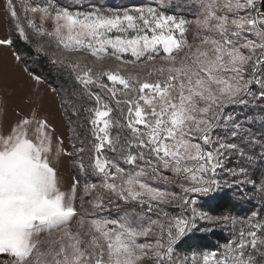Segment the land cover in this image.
<instances>
[{"label":"snow or ice","instance_id":"1","mask_svg":"<svg viewBox=\"0 0 264 264\" xmlns=\"http://www.w3.org/2000/svg\"><path fill=\"white\" fill-rule=\"evenodd\" d=\"M0 13V48L14 35L62 81L55 109L31 91L10 107L22 86L0 59V264H264V0ZM221 193L227 211L204 210Z\"/></svg>","mask_w":264,"mask_h":264},{"label":"rangeland","instance_id":"2","mask_svg":"<svg viewBox=\"0 0 264 264\" xmlns=\"http://www.w3.org/2000/svg\"><path fill=\"white\" fill-rule=\"evenodd\" d=\"M75 2L76 3H80V0H75ZM144 2H145V0H108V3L114 4V5L127 4L129 6L141 4V3H144ZM100 3H105V0H100ZM3 19H4L3 18V15H2V13H0V30L2 32V35H4L5 33H7V28H6V25L3 23ZM14 40H15V38H14ZM13 49H14V47H13ZM27 58H28L27 65H24V64L23 65L28 68L29 72L34 71L35 74L40 75L42 77V80H43V82L38 87L33 84L34 85V87H33V93L39 92V97L42 96L43 95V92L44 91L46 92L45 85L47 84L50 87V92L51 93L49 92V94L51 96V100H53V99H54V101L57 100V104L59 105V97L56 96L55 93L52 92V89L59 88L62 85V81L59 78V76L56 73V71L54 69H52L49 65L47 66V68L50 71H48L47 69H45L44 67H42V65L40 64L41 62L40 61H36L32 55H30V56L27 55ZM34 97H35V99H38L39 98L37 96H34ZM9 100H10V98H9ZM10 105H11V107L13 106V104H10ZM54 115L56 117H58L59 114L58 113H54ZM62 174L64 175V177L66 178V180H68L70 182V179H71V177L73 175V172L67 166V163L65 164V167L62 169ZM221 194H223V193H221ZM228 194L231 196V193H228ZM209 202H211V201H209ZM208 203L205 205L204 210H206V206L208 205ZM242 211H243L242 208L237 207L234 212H242ZM216 233H222L225 236V233L224 232L217 231ZM211 238H212V233H204V234L196 233L193 236V238L191 240H189L188 242H195L196 240H205V241H209L210 242V241H212ZM218 242H222V241H218ZM216 243H217L216 241H212V244L213 245L210 246V247H200V248H197V247L186 246V245H185V247H191L193 250H196V249H210L213 246H215Z\"/></svg>","mask_w":264,"mask_h":264},{"label":"crops","instance_id":"3","mask_svg":"<svg viewBox=\"0 0 264 264\" xmlns=\"http://www.w3.org/2000/svg\"><path fill=\"white\" fill-rule=\"evenodd\" d=\"M6 35H7V33L2 35V32L0 30V38H4ZM13 50H14L13 48H0V59H3L7 62V65L11 69L12 77L15 80H18L22 86V90H18L14 96L10 97L9 105L10 104H13V106L18 105L19 107L24 108L26 110L31 101H29L28 97L25 95V92H27V91L33 92L34 85H33V82L30 80L28 73L23 71L25 66L23 64L15 65L13 63V60H12V51ZM23 85H27L28 87L23 88ZM45 87H46V92L44 91L43 95L40 96L38 99H35V97L33 96L32 101L39 102V100L41 98H43V102H44L45 106H51L53 109H55L58 106L57 100H55V101H54V99L51 100V96L49 94L50 87L47 84L45 85ZM10 107H11V105H10Z\"/></svg>","mask_w":264,"mask_h":264},{"label":"trees","instance_id":"4","mask_svg":"<svg viewBox=\"0 0 264 264\" xmlns=\"http://www.w3.org/2000/svg\"><path fill=\"white\" fill-rule=\"evenodd\" d=\"M15 38V43H14V49H20L21 54H27L28 56L32 55L28 48L27 45H25L23 42H21L20 40H18L14 35H13V39ZM42 67H44L45 69H47L48 71H50L47 66L48 64L45 61H40ZM231 199V196L229 194H221L219 195L216 199H214L213 201L209 202L208 205L206 206V211H211L214 214H218L219 212L222 211H227V208L224 207L226 204L229 203ZM230 206V205H229ZM235 209H233V211H235ZM224 237V234L222 233H214L212 234V241H222ZM212 241H205V240H196L195 242H188L186 246H192V247H210L212 246Z\"/></svg>","mask_w":264,"mask_h":264}]
</instances>
